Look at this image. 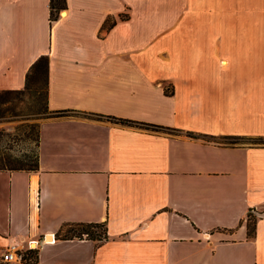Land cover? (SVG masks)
<instances>
[{
	"label": "crops",
	"instance_id": "crops-1",
	"mask_svg": "<svg viewBox=\"0 0 264 264\" xmlns=\"http://www.w3.org/2000/svg\"><path fill=\"white\" fill-rule=\"evenodd\" d=\"M62 9L0 0V89L45 55L46 107L63 110L38 122L35 169L0 168V252L31 240L26 264H264V0ZM74 221H104L106 237L60 236Z\"/></svg>",
	"mask_w": 264,
	"mask_h": 264
},
{
	"label": "rangeland",
	"instance_id": "rangeland-1",
	"mask_svg": "<svg viewBox=\"0 0 264 264\" xmlns=\"http://www.w3.org/2000/svg\"><path fill=\"white\" fill-rule=\"evenodd\" d=\"M44 90L41 73L27 89L0 95V161H34L38 122L48 113L44 110ZM219 138L225 142L254 141L252 137L242 135H224Z\"/></svg>",
	"mask_w": 264,
	"mask_h": 264
},
{
	"label": "trees",
	"instance_id": "trees-1",
	"mask_svg": "<svg viewBox=\"0 0 264 264\" xmlns=\"http://www.w3.org/2000/svg\"><path fill=\"white\" fill-rule=\"evenodd\" d=\"M65 0H48L49 6V14L50 17L53 18L60 9L64 7ZM42 73L44 79V87H45V74H46V56L39 55L28 67L25 73V83L22 88L18 89H0V95H4L6 93L12 91H22L27 89L32 82L37 81L38 76ZM44 110H46L48 115H57L63 112L62 109L56 110H48L45 103V90H44ZM122 122H128L125 119H119ZM144 127L151 128H159L154 124L147 123L143 125ZM259 139V138H258ZM11 165H8V164ZM37 165L36 156L33 162L26 163L24 161L19 160H11V161H0V168H9V169H24V170H32L35 169ZM246 231L248 235H253L254 230V221L255 215L250 213V210L247 211L246 219ZM82 233H85L87 238L93 239L95 241H99L106 237V228L104 221H74V222H65L61 226L60 236L62 237H72V236H80ZM27 256L30 258H34L35 254L33 250L27 251Z\"/></svg>",
	"mask_w": 264,
	"mask_h": 264
},
{
	"label": "built area",
	"instance_id": "built-area-1",
	"mask_svg": "<svg viewBox=\"0 0 264 264\" xmlns=\"http://www.w3.org/2000/svg\"><path fill=\"white\" fill-rule=\"evenodd\" d=\"M76 237H86L85 233ZM41 241H45V237L40 238ZM26 247L21 246L19 240L8 243L5 248L0 252V261L6 264H26L33 258L27 256V251L30 249L29 242Z\"/></svg>",
	"mask_w": 264,
	"mask_h": 264
},
{
	"label": "water",
	"instance_id": "water-1",
	"mask_svg": "<svg viewBox=\"0 0 264 264\" xmlns=\"http://www.w3.org/2000/svg\"><path fill=\"white\" fill-rule=\"evenodd\" d=\"M60 13H62L63 12V9H60V11H59Z\"/></svg>",
	"mask_w": 264,
	"mask_h": 264
},
{
	"label": "bare ground",
	"instance_id": "bare-ground-1",
	"mask_svg": "<svg viewBox=\"0 0 264 264\" xmlns=\"http://www.w3.org/2000/svg\"><path fill=\"white\" fill-rule=\"evenodd\" d=\"M32 245L34 246L35 244L33 243Z\"/></svg>",
	"mask_w": 264,
	"mask_h": 264
}]
</instances>
